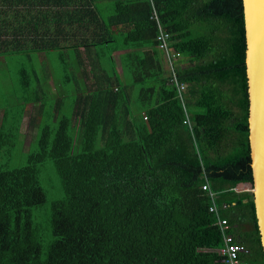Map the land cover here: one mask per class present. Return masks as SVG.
Masks as SVG:
<instances>
[{
	"label": "trees",
	"instance_id": "obj_1",
	"mask_svg": "<svg viewBox=\"0 0 264 264\" xmlns=\"http://www.w3.org/2000/svg\"><path fill=\"white\" fill-rule=\"evenodd\" d=\"M153 3L180 53L192 131L156 47L149 0H0V63L22 53L31 71L40 56L29 52L55 50L70 78L62 97L49 99L44 85L20 96L16 112L8 101L2 108L0 264H222L206 181L234 241L264 264L252 192L233 190L252 184L242 0ZM40 97L37 146L15 165L24 104ZM46 160L60 195L42 227L34 209L47 201Z\"/></svg>",
	"mask_w": 264,
	"mask_h": 264
},
{
	"label": "water",
	"instance_id": "obj_2",
	"mask_svg": "<svg viewBox=\"0 0 264 264\" xmlns=\"http://www.w3.org/2000/svg\"><path fill=\"white\" fill-rule=\"evenodd\" d=\"M247 78V146L252 195L264 254V0H242Z\"/></svg>",
	"mask_w": 264,
	"mask_h": 264
},
{
	"label": "rangeland",
	"instance_id": "obj_3",
	"mask_svg": "<svg viewBox=\"0 0 264 264\" xmlns=\"http://www.w3.org/2000/svg\"><path fill=\"white\" fill-rule=\"evenodd\" d=\"M31 53V60L36 61L38 60V57L40 56V60L47 59L52 67L48 64H45L47 68L50 69L51 73L53 74L54 82L56 84H61L62 82H65V84H69L70 78L68 79V75L63 71L61 61L59 60L60 57L58 56V51L52 50L48 52H43V54L36 53V52H29ZM15 56L9 55L7 56V62L8 66L3 67V64L0 63L1 68L3 69V73H0V107L5 108V102L8 101L11 110L16 112L17 107L16 104L18 103V100L20 96H27L31 91L33 84V74L38 71V62H32V66L34 65V68L30 71V67L27 70V67L25 66L28 62L27 58L24 54H13ZM45 55V59H44ZM116 61V67L118 70H120L119 63H118V57L115 58ZM186 64V63H184ZM26 67V68H25ZM22 69H25V72H23ZM9 70V71H8ZM56 70V71H55ZM54 71V72H53ZM49 73V71H44L43 74ZM28 75V78L31 79V82L29 83V87L24 88L23 87V80L25 79V76ZM27 80V79H25ZM77 81V80H76ZM79 84V82H78ZM72 85V83H70ZM82 89L85 88V86L81 83ZM64 88V86H62ZM60 86L58 87L59 91H63ZM72 87L68 86L67 89L70 90ZM71 100H69L70 102ZM184 101L186 104L189 102V96L185 92L184 93ZM48 104V102H47ZM13 106V107H12ZM3 110V109H2ZM28 117L25 118V121H23V125L21 128V131L23 133V137L19 140L17 146H16V154H13V163L20 164L24 163L27 159V153H28V147L35 148L37 146L36 142V132L35 129H29L27 127V121ZM140 120L145 124L144 115H140ZM78 119L74 120V124L76 126V134L77 135V128H78ZM34 135V136H33ZM39 178L42 186L46 190L47 195V201L44 205L40 207H36L34 209V215L35 219L40 223V225L45 227L46 221L48 220V205L49 202L58 198L60 195V183L57 177V174L54 170L53 165L50 161L46 160L43 162L42 165L39 167ZM249 185L245 186L243 185H237V190H245L248 188ZM250 187V186H249ZM246 228H250L249 225H244ZM44 242L46 243L47 237L46 235H43Z\"/></svg>",
	"mask_w": 264,
	"mask_h": 264
},
{
	"label": "built area",
	"instance_id": "obj_4",
	"mask_svg": "<svg viewBox=\"0 0 264 264\" xmlns=\"http://www.w3.org/2000/svg\"><path fill=\"white\" fill-rule=\"evenodd\" d=\"M149 2L152 6L150 18L155 20L159 28L155 38L156 47L162 52L164 67L166 69L167 76L169 77V81L174 84L177 91V96L179 97L182 103L185 112V118L183 119V123L188 126L190 131H192L193 125L189 119V114L186 109V103L184 101V93L186 91L187 85L186 83L180 81L177 77V67H179L178 59L180 57V53L170 45L171 35L169 32L164 31L161 27L153 0H149ZM144 119H146L145 116ZM201 187L203 190L207 191L211 199V203L208 207L209 212L215 213L217 215L216 224L218 226L223 241V245L218 248V252L220 254V262L222 264H251V262L247 258L250 253L249 249L243 244L234 241L233 234L229 232L230 225L228 223V220L225 217L219 215V208L215 203L217 192L210 189V186L207 181L204 182ZM236 188L237 186L234 187L233 190L239 191ZM251 189L252 188L250 186L245 190ZM223 207H225L224 204Z\"/></svg>",
	"mask_w": 264,
	"mask_h": 264
},
{
	"label": "crops",
	"instance_id": "obj_5",
	"mask_svg": "<svg viewBox=\"0 0 264 264\" xmlns=\"http://www.w3.org/2000/svg\"><path fill=\"white\" fill-rule=\"evenodd\" d=\"M68 43H62L61 47H64V46H67ZM119 52H115L114 53V57L116 58L118 55ZM3 64V67H5V64L4 62L1 63ZM43 64H44V61L43 60H40L39 61V65H40V68H38V71L35 72L33 74V83H34V87L32 88L33 91H35L36 93H38L40 90H41V87L46 85V88L50 91L49 94L52 95L49 99H53V98H59V97H62L63 96V93H61V91L58 90V87L60 86L59 84H56L54 82V78H53V74L52 73H45L43 74ZM120 67V66H119ZM42 69V70H41ZM117 69V67H116ZM118 72H121V69L118 70ZM0 73H3V69L1 68L0 66ZM38 74V75H36ZM42 76L44 80H42ZM73 78H75L74 74H73ZM72 84H75V79L73 81H71ZM43 100V97H40V98H37L36 99V103H33V102H27L26 104H24V111H23V114H22V118H21V125H20V132L22 133L21 131V128H22V125H23V121H25V118L28 117V122H27V127L29 129H35V131H37V126H40L41 123H42V113H41V101ZM2 108L4 107H0V121L2 119V115H3V110ZM249 185L251 186L250 183H239L238 185ZM248 186V188H249Z\"/></svg>",
	"mask_w": 264,
	"mask_h": 264
}]
</instances>
